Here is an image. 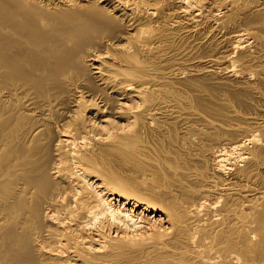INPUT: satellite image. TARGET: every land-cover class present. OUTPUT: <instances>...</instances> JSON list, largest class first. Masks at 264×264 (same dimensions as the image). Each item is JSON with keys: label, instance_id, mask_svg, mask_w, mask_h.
<instances>
[{"label": "bare ground", "instance_id": "bare-ground-1", "mask_svg": "<svg viewBox=\"0 0 264 264\" xmlns=\"http://www.w3.org/2000/svg\"><path fill=\"white\" fill-rule=\"evenodd\" d=\"M0 264H264V0H0Z\"/></svg>", "mask_w": 264, "mask_h": 264}]
</instances>
